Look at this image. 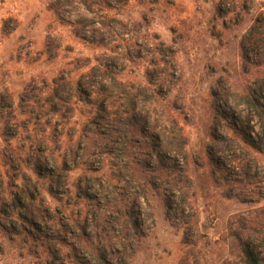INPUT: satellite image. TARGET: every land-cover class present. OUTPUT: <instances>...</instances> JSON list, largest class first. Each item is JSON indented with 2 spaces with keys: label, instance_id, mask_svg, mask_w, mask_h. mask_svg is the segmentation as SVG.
Listing matches in <instances>:
<instances>
[{
  "label": "clouds",
  "instance_id": "clouds-1",
  "mask_svg": "<svg viewBox=\"0 0 264 264\" xmlns=\"http://www.w3.org/2000/svg\"><path fill=\"white\" fill-rule=\"evenodd\" d=\"M32 9L0 25V83L35 76L60 113L0 135V264H264V0ZM73 33L94 54L68 64Z\"/></svg>",
  "mask_w": 264,
  "mask_h": 264
},
{
  "label": "rangeland",
  "instance_id": "rangeland-1",
  "mask_svg": "<svg viewBox=\"0 0 264 264\" xmlns=\"http://www.w3.org/2000/svg\"><path fill=\"white\" fill-rule=\"evenodd\" d=\"M119 3L120 0H117ZM109 9H112L114 5L110 2L106 4ZM87 7L88 11H93L91 7ZM226 4L223 6H217V13L221 17L227 15L225 8ZM32 0H0V25L3 26L5 30H15L20 25L24 24L32 14ZM103 8L100 12L103 13ZM118 11V9H117ZM111 19H115L112 17ZM102 25H108L110 21L101 20ZM218 27L217 25L213 26ZM222 27L227 30L229 25L225 20ZM66 39L71 40V43H67L64 46V56L58 57L59 59L67 60L68 64H72V60H68V56L77 50V42L83 44L81 51L94 54V50L89 47L90 42H85L81 37L76 36L75 33ZM208 43L210 47L216 48L219 52L220 49L226 48L228 41L221 40L216 32H212ZM81 57L77 56V60ZM84 60L91 61L92 55H85ZM51 61V57H49ZM19 62V61H18ZM114 63V61H112ZM86 66V65H85ZM108 67V62L105 63ZM257 69V78H264L259 75L261 70V65L257 64L254 66ZM60 71H66V69L61 68ZM248 72V69H245ZM17 75L26 74L25 69H17ZM36 77L33 76L29 79L28 83H22L16 81L10 86L5 87L0 83V135H3L5 139H16L21 136L22 132H27L29 127L32 125L39 126L41 119L44 115L49 113H60V109L55 104L50 103L49 96L46 95L47 85L41 89L39 85L33 84ZM45 105H47V110H45ZM68 119L67 115L61 114V118L56 120V126L52 129L53 133L60 132L61 120ZM49 127H52V120L48 119L44 121ZM224 199H231L224 193H221ZM258 201L255 198L250 200L242 201L241 203H251L255 204Z\"/></svg>",
  "mask_w": 264,
  "mask_h": 264
}]
</instances>
